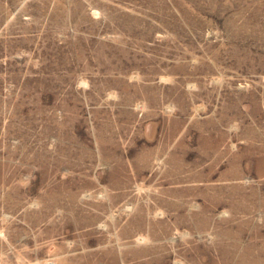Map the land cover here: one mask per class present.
I'll return each instance as SVG.
<instances>
[{
  "label": "rangeland",
  "instance_id": "obj_1",
  "mask_svg": "<svg viewBox=\"0 0 264 264\" xmlns=\"http://www.w3.org/2000/svg\"><path fill=\"white\" fill-rule=\"evenodd\" d=\"M0 264H264V0H0Z\"/></svg>",
  "mask_w": 264,
  "mask_h": 264
}]
</instances>
